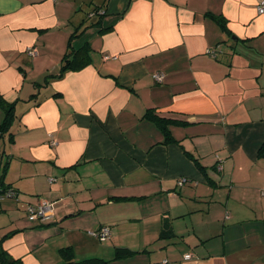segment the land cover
<instances>
[{
  "label": "crops",
  "instance_id": "crops-1",
  "mask_svg": "<svg viewBox=\"0 0 264 264\" xmlns=\"http://www.w3.org/2000/svg\"><path fill=\"white\" fill-rule=\"evenodd\" d=\"M262 1L0 0V181L19 194L0 203L2 249L80 260L106 227L93 257L110 264H264ZM84 45L89 64L60 71ZM42 201L54 217L30 225Z\"/></svg>",
  "mask_w": 264,
  "mask_h": 264
},
{
  "label": "trees",
  "instance_id": "trees-1",
  "mask_svg": "<svg viewBox=\"0 0 264 264\" xmlns=\"http://www.w3.org/2000/svg\"><path fill=\"white\" fill-rule=\"evenodd\" d=\"M98 12H99L98 9H94V13L95 14H99ZM104 13L101 16H103ZM210 17L214 20L215 24L220 29H222L224 32L227 31L226 30V22H225V20L223 18H221L219 16H215V15H210ZM88 48H89L88 45H84V46L79 47L77 49H73L72 48L65 55V57H63V61H62L63 63H62V67H61L60 71H62V72L63 71L65 72V71H68V70H70V71H78V70L83 69L85 66H87L89 64V61H90ZM5 109H6L5 117H4L2 125L0 126V131L1 132L5 131L8 128V126H10L9 123L12 121V119L14 117L13 108H12V106L10 104L5 106ZM152 115H154V114H152ZM151 118L153 120H155L159 124L160 128L163 131H167V132H169L168 124H170V125H175V124L178 125L179 124L178 121H174L172 119H164V118H159L157 116H151ZM186 155L196 164L197 167L202 169V171L204 170V168H202L198 164V162L195 159H193V157L191 155H189V154H186ZM257 158L258 159H264V142L258 148ZM4 171H5V169L3 170V172ZM2 177H3V174L1 175L0 180L2 179ZM53 181H55V179H51L50 180V182H53ZM0 186L2 187L3 191H7V190L11 189V191L14 192L13 195L15 196V197L12 196V198H16L17 199L19 197L18 192L15 189H13L10 185H4V183L0 181ZM39 204L40 203L28 204V205H30V206H38ZM25 215H26V218L28 220V217H27V214H26V210H25ZM51 220H48L47 224L51 223ZM43 223H46V221L45 222H40V224L39 223H37V224L42 226ZM101 228H106V227H100L98 229V231ZM98 231H94V232H98ZM2 240L3 239H0V264H22V262L19 259H14V258L10 257L6 253V251L2 249V243L4 242ZM59 254H60L61 258H62V262L60 264H110V261L102 259V258H97V257L86 258V259H83V260H76L74 258L73 249L71 247H63V248L59 249ZM132 254H134V253L132 251H129L128 249H116V254H115L116 255V260L128 258Z\"/></svg>",
  "mask_w": 264,
  "mask_h": 264
},
{
  "label": "built area",
  "instance_id": "built-area-1",
  "mask_svg": "<svg viewBox=\"0 0 264 264\" xmlns=\"http://www.w3.org/2000/svg\"><path fill=\"white\" fill-rule=\"evenodd\" d=\"M257 13L259 15L264 14V1L260 3L257 7ZM27 53L30 56L34 55V51L28 49ZM162 75H154V78L158 81L162 79ZM185 179H182L178 185L181 186L183 182H185ZM14 192L11 191V189L7 191H3L2 187L0 186V202L6 198H12ZM15 197V196H14ZM26 214L28 217V220L33 223H40V222H45L48 220H51L54 217V208L53 204L49 203L47 201H42L38 206H30L28 205L26 208ZM110 232L108 228H101L98 232H92V236H96L100 239H105L109 236ZM189 255H185L184 259H189Z\"/></svg>",
  "mask_w": 264,
  "mask_h": 264
},
{
  "label": "rangeland",
  "instance_id": "rangeland-1",
  "mask_svg": "<svg viewBox=\"0 0 264 264\" xmlns=\"http://www.w3.org/2000/svg\"><path fill=\"white\" fill-rule=\"evenodd\" d=\"M23 210H24V207H23V205L20 207V209L19 210H16V207H15V212H16V215H20V214H23ZM26 210V209H25ZM20 211H21V213H20ZM24 213H25V211H24ZM0 215H2V211L0 212ZM2 217H4V216H0V219L2 218ZM4 220V219H3ZM32 222H30V225H32L31 224ZM46 223H48V221H46ZM141 234H138V236H140ZM0 237H1V235H0ZM109 239L108 238H105V239H100V238H98V237H96V236H92L91 234H89L88 236H85L84 237V243H85V245H86V247H87V250H89V251H87V252H89V256H87V257H93V255L96 253V252H102V253H107L109 250H108V248H103V246H107V247H111L112 246V244L110 245V246H108V245H106V244H104L106 241H108ZM96 243H98V244H96ZM122 243H125V242H122ZM100 244V245H99ZM102 246V247H101ZM87 257H81V259L80 260H82V259H84V258H87ZM96 257H101V256H96Z\"/></svg>",
  "mask_w": 264,
  "mask_h": 264
},
{
  "label": "clouds",
  "instance_id": "clouds-1",
  "mask_svg": "<svg viewBox=\"0 0 264 264\" xmlns=\"http://www.w3.org/2000/svg\"><path fill=\"white\" fill-rule=\"evenodd\" d=\"M190 256V255H189ZM190 259V258H189Z\"/></svg>",
  "mask_w": 264,
  "mask_h": 264
}]
</instances>
